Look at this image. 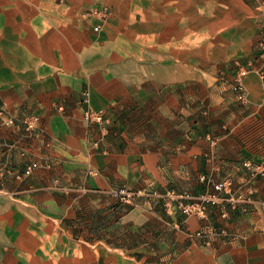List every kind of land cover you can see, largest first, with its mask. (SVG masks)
<instances>
[{"label": "crops", "instance_id": "1", "mask_svg": "<svg viewBox=\"0 0 264 264\" xmlns=\"http://www.w3.org/2000/svg\"><path fill=\"white\" fill-rule=\"evenodd\" d=\"M100 4L115 13L95 33V20L82 13ZM261 9L255 19L205 40L210 47L205 50L195 43L198 35L188 40L184 18L166 24L142 0H0V104L18 118L31 113L40 118L34 134L19 123L0 127V264H74L77 257H90L87 247L76 248L66 224L81 209L98 215L99 228L122 226L126 216L142 227L147 222L136 217L148 220L145 212L161 218L164 199L158 192L165 188L195 196L204 188L201 175L216 181L231 176L244 186L242 162L264 163V87L255 69L249 70L241 78L246 101H237L232 67L255 56V22L264 25ZM136 16L141 17L131 23ZM229 32L227 50L219 52L213 45ZM188 43H195V52L188 53ZM192 54L199 56L188 59ZM205 63L232 67L221 75L200 66ZM166 88L173 90L167 98ZM84 92L86 105L104 113L103 126L84 122ZM167 101L178 106L173 111L180 119L183 112L194 115V134H185L178 123L170 128L179 137L162 133L158 147L150 131L163 126L145 125L140 113ZM33 162L37 167L25 174ZM122 187L136 191L125 213L109 208L117 200L114 190ZM253 188L255 204L247 212L231 211L224 218L218 205L209 206V223L222 233H208L197 217L166 209L163 229L156 231L166 248L159 261L264 264V177ZM108 213L116 216L113 223ZM87 223L84 233L91 236L95 222ZM121 234L114 231L113 238ZM205 237L210 245L203 244ZM147 240L130 251L114 245L122 248L116 249L121 257L115 263L152 264L147 258L155 250ZM124 252L129 259L123 260Z\"/></svg>", "mask_w": 264, "mask_h": 264}, {"label": "rangeland", "instance_id": "2", "mask_svg": "<svg viewBox=\"0 0 264 264\" xmlns=\"http://www.w3.org/2000/svg\"><path fill=\"white\" fill-rule=\"evenodd\" d=\"M142 1L144 7H149L150 9L157 11L156 12L157 15L155 16L157 17V20L160 21L166 20V24L173 18H178V17L184 18L185 24L188 28V30L186 31V36L188 40H191L193 43L195 41L193 40L194 36L198 35V39L195 43H203L205 50H208L210 48L209 46H207L209 45V43H205V40L214 39L215 37L214 34L223 35L224 33L230 31V29L233 28V25L236 26L240 23H243L244 19L247 17L251 19H255L256 15L262 10L261 8L264 9V0H142ZM114 13H115L114 8L111 7L110 5L100 4L89 7L86 11H84V13H82V16L88 19L95 20L94 25L92 26V31L95 33H99L104 28L105 24L114 16ZM140 17L141 16H136L134 21H132L131 23H134ZM143 18H147V17L143 16ZM128 23H130V21H128ZM95 27H98V29L96 30ZM255 27L256 29H258L256 35L257 42H256V50L254 53L255 56H253L252 58H248L243 63L239 62L234 64V67L230 66L227 63L226 65H222V66L216 63L207 64V65L205 63V64H200V66H203L208 70H212V71L214 70L215 73L221 75L222 73L223 75L227 74L228 71L231 70V67L234 68V85L237 79L239 78V74L242 70H246L247 71L246 73H248L249 70L255 69V71L258 74H260L264 70V50H263L264 25L256 21ZM230 36L231 37L233 36L232 32L226 34L222 42L218 41L219 45L217 44V42H215V45H213V47L219 48V52L226 51L227 38ZM176 37H178V34H176ZM173 42L175 43L174 46H177V39L176 41ZM195 43L194 45H191L190 43L187 44L188 53L195 52ZM192 55L193 56H188V59H190V57L194 59L195 58L194 56L197 54H192ZM224 69H228V71L226 72L224 71ZM172 91L173 90H170V88H166V98L168 97V95L172 93ZM187 91L190 94V92L193 91L192 87L191 89L189 87ZM206 95L207 93L203 92L202 96L205 97ZM237 101L241 102L238 98ZM241 103H245V102H241ZM164 104L159 103L157 110H155V107H153V105H148L147 107L145 106L140 113L141 115L140 118L142 120L141 122H144L145 125L151 127L152 124L153 125L156 124L155 126H157V123H159L163 126V128H159V129L152 127L150 131L152 133V135L150 134V136L155 137L154 139L156 141V146L158 147L160 146L161 140L159 139L162 133H166V135H170L175 138L179 137L178 134H176L177 130L170 128L173 125H178V123H181L182 126L184 127L183 129L185 130V134L187 135H189V133H192V131H194V123H195L193 121L194 115L192 116L190 115L192 113L189 114L183 112L185 113V116L183 117V119H180L178 113L173 111L174 108H176L177 111L178 106L171 105L170 101L169 103L167 101V103L165 105ZM13 116L15 115L13 114ZM22 117L18 118L15 116L16 123L21 124L20 121ZM103 124L101 126H103ZM192 134H194V132ZM243 162H242V167L246 171L248 176V180H247L248 182H246L244 186H242L243 183L238 182L239 183L238 184L236 179L231 176L223 178V179H227V178L231 179L232 185L230 187L229 192H224V191L220 192L218 196L219 198L222 199H229L231 197L233 198V202L225 201V206H226L225 216L222 215L221 204L218 203H208L206 205L205 217L199 218L195 216L197 217V219L200 220L202 228H204V230L210 228L208 233H212V234H214L215 232L222 233V231L220 230L217 232L209 223V217H208L209 206L218 205L219 214L221 215V217L225 218L229 215L231 211L247 212L251 210L252 206L255 204L254 199L252 198L254 192L253 183L257 178H263L264 175L258 174L257 172L251 169H247L246 166L243 164ZM251 162L253 165L257 164V162H253V161ZM199 180L204 184V188L202 187L203 189L200 190L198 194H195V196L194 194L189 193L188 192L189 190L184 192L183 191L178 192L173 187L165 188L164 190L158 192L159 196L162 195V197L161 196L160 197L164 199L162 205L163 209H161L162 207H159L160 213L158 215L161 218L158 219V217H155L154 214L145 212L144 214L148 215V217L147 216L146 217L150 221L149 223L148 220L145 218V216L136 217V219H138L140 223H142L141 221L147 222L145 225L142 224V227L132 226L130 222L134 220H128L126 216L124 217L122 226L118 225L117 227H115L112 224L111 226L109 225V227L101 226L100 229L98 226H99V222H101V219L98 218V215L91 213L92 211L88 212L90 213L88 214L87 210L85 211L84 209H81L79 215L76 216V221L75 222L68 221L66 222V224L71 228V231L74 233V240H76L75 242L76 244H78L76 248L78 250H82L83 246H85L91 250V255L90 257L88 256L87 258L77 257L74 260V264H118L115 263V261L119 260L121 254L118 253L116 249L118 250L122 248H116L114 246L116 245V243L122 244L123 246H125V248L123 249H128L130 251L131 250L130 248L134 247L136 244L139 245L144 243L145 241H148L147 238L150 239L149 248H151V250L153 251L155 250V254L151 255V257H148L147 261L152 264L153 263L162 264V262L159 261L158 258H163L166 248L162 247V245L160 244V242L162 241L159 242V240H162L164 235L156 231H160V229L161 230L163 229L164 226L163 224H165L163 221L166 220L165 215H166V209L168 208H166L165 193L167 190H174L175 192L178 193H185V195L188 196V198L184 199V203L192 202L196 196H199L201 194H209L212 191V183L216 181L213 180L212 177H208L206 175H201L199 177ZM114 191L115 192L113 193L114 194L113 196L117 200L115 204L114 205L111 204L109 208L113 207L115 208V210L117 208L118 212L125 213L124 209H121L122 208L121 206L117 207V205L121 203L130 206L133 203V197L136 191L127 190L124 187ZM123 191L133 193V196L131 198H127V196L123 193ZM172 204L174 206L173 208L176 209L175 212L179 213L182 216H185L176 208L178 202L173 201ZM113 208L112 211H115ZM173 208L169 210H173ZM113 215L114 213H108V215L106 216V220L108 221V223L109 221L113 223L114 219L116 218V216L114 217ZM119 216L120 215L118 214L117 217ZM87 220H91V222H95V224L93 223L90 226L91 228H93V230H95L92 231L93 235L91 236H88L89 235L88 232L84 233V230L86 228H87L86 230H88L89 227V223H87ZM97 227L99 228L98 231H96ZM114 231L122 233L119 240L113 238ZM130 234H133V238H130ZM196 235H199V237L203 236L201 232H196ZM96 236L97 237L101 236L102 239L95 238ZM125 236L126 238H124ZM86 237H90V239L87 240ZM203 240L204 241L202 242L204 245H210L209 238L205 237ZM84 243H87L89 245ZM127 258L129 259L130 255L129 254L127 255V253L124 252L123 260H126Z\"/></svg>", "mask_w": 264, "mask_h": 264}, {"label": "built area", "instance_id": "3", "mask_svg": "<svg viewBox=\"0 0 264 264\" xmlns=\"http://www.w3.org/2000/svg\"><path fill=\"white\" fill-rule=\"evenodd\" d=\"M97 30L98 27H95ZM263 50H264V41H263ZM246 70H242L239 74V78L237 79L233 89L236 92L237 98L241 102L246 101L247 90L246 87L241 82V76L246 74ZM262 85L264 86V70L259 74ZM88 93H83V102L86 105L88 103ZM83 120L86 124H99L102 125L105 121L104 113L102 111H94L90 109L87 105L83 111ZM20 123L22 124L24 130L28 134H34L39 130L40 127V118L37 114L31 113L26 114L21 118ZM16 124V118L8 112L1 104H0V127H7ZM25 154V151H22V155ZM247 169H251L258 174L264 175V163H257L253 165L250 160H246L243 162ZM35 167H37V163H30L26 170L25 174H29ZM232 185L231 179H223L220 181H214L212 183V191L209 194H201L196 196L192 202L184 203V199L188 198L185 193H178L174 190H167L165 193L166 198V208L172 209L174 206L172 204L173 201L178 202L177 209L185 216H197L199 218L205 217L206 213V205L208 203H218L221 204L222 215L226 214V206L225 201L233 202V198L222 199L219 198L218 194L220 192H229L230 187ZM123 193L127 196V198H131L133 193L125 192ZM124 199V198H123Z\"/></svg>", "mask_w": 264, "mask_h": 264}, {"label": "trees", "instance_id": "4", "mask_svg": "<svg viewBox=\"0 0 264 264\" xmlns=\"http://www.w3.org/2000/svg\"><path fill=\"white\" fill-rule=\"evenodd\" d=\"M117 205V204H116ZM121 206L120 208L121 209H124L125 212L129 211L130 210V207L128 205H124V204H118L117 207ZM115 210V208H114ZM116 244H119V243H116Z\"/></svg>", "mask_w": 264, "mask_h": 264}]
</instances>
